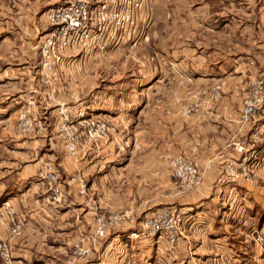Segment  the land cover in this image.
Segmentation results:
<instances>
[{"label":"rangeland","instance_id":"rangeland-1","mask_svg":"<svg viewBox=\"0 0 264 264\" xmlns=\"http://www.w3.org/2000/svg\"><path fill=\"white\" fill-rule=\"evenodd\" d=\"M24 1L20 6L15 4L14 12L19 11L14 13L16 22L4 13L5 8L0 9V28L9 24L17 27L18 24L26 30L20 31V42L25 40L36 46L30 60L41 80L37 41L47 27L46 11L61 0ZM259 4L257 32H246L245 29L243 33L234 28L197 30L187 26L182 30L180 26L178 36L177 27H173L177 23V5L170 0H140L135 15H132L133 36L130 39L111 48L90 51L74 48L61 56L50 85L54 98H44L49 85L42 80L46 89L42 97L35 98L33 112L42 128L30 133L16 129L21 137L44 136L45 141L37 142L34 148L10 145L2 152L21 160L44 157L40 167L35 169V176L27 179L32 184L42 183L40 186L36 184L35 195L31 198L32 204L42 208L35 215L38 216L36 223L41 225L39 230L44 232L63 211L72 222L69 229L50 233V238H38L30 245L21 240L17 245L12 237L30 228L13 211L0 213V264H95L98 261L97 264H118L110 260L112 254L120 259L121 264H189V240L194 234L187 236L191 235V229L186 225L198 217L190 216L185 220L172 246L160 239L162 244L155 250L153 243L148 244L150 249L146 248L147 244L129 249L128 241L123 240L129 230L139 227L144 215L165 206L183 208L190 213L201 210L200 215L204 214L210 227L216 228L219 234L220 225H225L226 236L234 247L243 241L249 243L248 252L251 253L252 246L254 253L259 252L255 237L264 232L252 233L251 227L252 223L254 226L260 223L264 229V94L251 114L245 115L243 110L248 100H253L249 95L255 81H264L263 0ZM197 5L191 4L190 7ZM223 7L229 9L226 4L216 1L211 6L209 4L208 10L221 12ZM195 8L198 12L207 10L202 3ZM189 31L200 43L205 41L206 51L202 48L193 53L173 51V43L179 45L178 38L185 39ZM191 55L195 61L191 68L173 66V61L180 59L183 63ZM75 61L78 68L80 66V73L84 70L85 74L94 77L89 80L81 100L67 103L57 96L54 85L58 86L56 79L60 76L70 75L71 68L68 67ZM205 63L210 65L203 67ZM26 101L20 103L18 111ZM41 103H49V109L55 112L44 122V118L38 115ZM63 108L70 110L69 113L82 109L85 117L92 115L103 119L109 126L108 139L87 138L78 131L76 151L69 152L63 142L64 126L60 112ZM124 123L127 127L129 123L133 126L125 129ZM109 141L113 142L112 148L99 146V156L108 159L100 162L97 173L99 165H91V157L97 155L92 149H96L94 145ZM177 155L194 165L196 178L192 183L171 171L168 161ZM80 156L87 159L89 168L84 165L83 170L75 164ZM46 162L63 190L64 199L59 203L50 198L52 189L49 186L53 183L40 177ZM68 162H74L73 166H64ZM72 176L76 178L71 179ZM77 177L85 183L82 191H79ZM67 180L73 183L69 184L73 185L69 193L65 184ZM9 199L0 201V204L5 201L12 209L16 201ZM82 210L90 211L87 213L90 228L85 225L80 228ZM99 214L105 219L117 214L120 220L107 227L105 234L91 244L95 217ZM124 221L123 224L129 222L130 226L116 230ZM16 222L20 226L13 231L11 227ZM112 239L114 242L103 250ZM183 239L188 241L183 242ZM80 244L89 246L88 256L72 259L76 246ZM181 246L187 254L180 251ZM139 250L148 253L146 261L137 258L141 255ZM217 254L222 255L228 264L237 263L232 260L236 256L232 257L228 252Z\"/></svg>","mask_w":264,"mask_h":264},{"label":"crops","instance_id":"crops-1","mask_svg":"<svg viewBox=\"0 0 264 264\" xmlns=\"http://www.w3.org/2000/svg\"><path fill=\"white\" fill-rule=\"evenodd\" d=\"M26 1L30 3V0ZM216 1L226 4L229 9L223 7L221 12L208 10L209 4L211 6ZM24 2V0H0V5H7L1 6L0 9L5 8L4 13H6L7 16L11 18V20H14V22H16L14 13H17L19 11L15 10L16 12H14L15 4H18V6H20L19 4ZM32 2H34V0H32ZM170 2H172L174 5H177V11H175V19H177V23L173 25V27H175V29L177 27L178 36H180V26L182 30H184V28L187 26L190 27V29L195 28L197 30L201 28H207L214 31H222L234 28L243 33L245 29L246 32H249L250 30L252 33L259 31L258 20L260 19V17L256 14V11L259 10L260 0H170ZM201 3L203 4V8L207 10L198 12L195 7H199ZM191 4L198 5L193 6L194 8H191ZM28 7H30V4L28 5ZM185 8L186 10H184ZM9 9H11L10 12L7 11ZM16 16L17 19H19V15ZM8 26H11V29H9ZM20 31L26 32V30L21 28V26L18 24L17 27L9 24L5 27L3 26L0 28V201L8 200L9 198V200L16 201V204L12 207V211L15 213V216L17 218L21 217L22 220H25V225L30 229L24 230L18 233V235L13 236L12 240L15 242V244L17 243V245H20V243L22 242L21 240H24L25 243L30 245L35 243L38 238H50L49 234L53 233L54 231L61 232L60 230L69 229V224L72 222V219L68 217L66 211H63L58 215V220L55 221L54 224H52L51 226H46V230L44 232H41L39 230V228H41V225L39 223H36V217L38 216L35 215H37L38 211H40V209L42 208L38 207L36 204H32L33 202L31 201L35 195V188L37 186L36 184H39L40 186V184L42 185V183L40 181L36 182V184H32V181L27 179L33 178L35 176V169L37 167H40L39 165H41V158L44 157L42 155L38 157H31L29 159L23 158L21 160V158L16 156H5L2 152L4 147H10V145L19 147L21 144L22 146H29L34 148V146H37V142L45 141L44 136L43 138L40 136H37L40 138L30 137V139L28 136L21 137V135L17 133L15 128L16 115L20 103L28 98L35 99L42 97L46 89V86L41 82L40 77L36 74V70L34 69L35 66L33 65L34 63H31L30 60L31 53L35 52L34 49L36 46L30 45L29 42L27 43L25 40H22L23 42H20ZM193 34L189 31L188 35L185 36V39L178 38L180 44L178 45L177 43L176 45V42H174L173 51L178 50V52L184 51L193 53L196 52L197 48H200L199 50H201L202 48L203 51H206V49H204V47H206L205 41L200 43V40L197 38V36L194 37ZM77 63L78 62L75 61L74 65H70L68 67L71 68L69 70L70 75L60 76L58 79H56L58 82V86L54 85L57 96L62 98L67 103L78 102L79 100H81L84 96L86 86L90 84L89 80L94 77V75H89V73L85 74L84 70L80 73V70H78L80 69V66L78 68ZM206 64L207 66L210 65V63H205L203 67H205ZM194 65L195 61L192 55L189 56V58L183 63L180 61V59L173 61V66L177 69H179V67L191 68ZM219 66L220 65H218V67ZM73 69L74 75L72 74ZM49 108V103H46L45 105L41 103L39 105L38 115L44 118L43 122L50 118V116L55 114L54 109ZM123 126L125 127V129H130L133 124L129 123V126L127 127L124 123ZM94 146H96V149L92 150H95L97 155H95V157H91V165H99L97 171V173H99V168L101 167L100 162L108 159L106 157L103 159L101 156H99V153L101 152L99 146H101L103 149H109L114 145L112 141H109L106 144L100 143ZM78 158L81 159V156ZM80 159H78V161L76 160L77 162L75 164H78V167L80 165L83 170L85 169L84 165H87V168H89L88 163H86L87 159L84 157H82L81 161ZM66 160L68 159L66 158ZM73 163L74 162H68L64 166H69V164L73 166ZM98 177L101 176L99 175ZM65 184L68 193L73 190V185H69L73 184L72 182L67 180ZM96 188L97 190L100 189L99 186H97ZM81 200L83 201V198H81ZM98 206L99 204L97 205V207ZM89 212L90 211L88 210H82L81 218L79 220L81 224L80 228H84V225L90 228L91 225H89L88 216ZM192 212L190 213L191 218L198 217V219H196L195 221H188L186 225L187 228L191 229V235L187 236H193L192 233L194 234L192 238L190 237L191 241L189 240V243H191L189 253L187 255V261L189 264H197L199 259L220 251L228 252L232 257L236 256L233 257L235 260H238L236 264H251L252 258L256 254L253 252V246L252 250H250L251 253L248 252L249 243L240 241L239 244L234 247L231 240L226 236V233L228 231L227 229H225V225H220L219 228H221V232L219 234L218 232H216V228L215 230L210 227V223L206 219L205 215H200L201 210H192ZM128 221L130 222V220ZM123 223H125V221L121 222L120 225L116 227V230L125 229L130 226V224L128 223ZM259 224L260 223H257L256 226H254V224L252 223V233L261 232L260 230L264 232V229L262 228L263 225ZM202 234L204 236H202ZM123 240L128 241L127 245L129 249L135 248L137 245V247H139L140 244L144 246L147 244L146 248L150 249L151 247H149L148 244L150 245L151 243H153V241L151 240H133L125 237H123ZM186 241H188V239H183V242ZM113 242V239L107 242L106 246L103 247V250H106L109 244H112ZM250 245H252V243ZM146 250H139V253L141 254L139 255V257H137L139 260H147L146 258L148 257L146 256H148V253L144 252ZM180 251L186 253L184 246L180 247ZM53 256L54 255H50V257ZM240 259L244 260V262H240ZM110 260L114 263L117 262L118 264H121L120 259L114 256V254H112Z\"/></svg>","mask_w":264,"mask_h":264},{"label":"built area","instance_id":"built-area-1","mask_svg":"<svg viewBox=\"0 0 264 264\" xmlns=\"http://www.w3.org/2000/svg\"><path fill=\"white\" fill-rule=\"evenodd\" d=\"M140 0H61L60 3L50 7L45 14L47 27L41 32L37 41L39 53V70L41 80L49 85L44 93V98L53 99V89L50 87L55 73V65L61 60L67 50L74 48L98 50L105 47L111 48L130 39L133 36L131 30L132 15L136 10ZM264 11V0H263ZM135 15V14H134ZM264 94V81L258 79L255 81L250 98L244 107V114H251L257 104V101ZM36 101L34 98H28L26 104L20 107L15 127L18 131L30 133L34 129L42 128L41 123L34 114ZM62 123L64 126V145L66 149L74 153L78 142V131H82L87 138L108 139L109 126L107 123L92 115L84 116L82 109L74 113L63 108L60 110ZM72 114V115H70ZM74 117V120L72 119ZM76 124H71L73 121ZM65 123V124H64ZM171 171L175 175H180L186 182H193L196 178V169L194 165L185 161L181 156L172 157L168 161ZM45 170L40 174L46 182L53 183L49 188L52 189L51 201L60 202L63 198V190L60 182L55 181L56 174L48 162L45 163ZM76 178L72 176L71 179ZM79 191L84 190L85 183L77 177ZM64 199V198H63ZM12 212V209L5 201L0 204V213ZM189 211L183 208H174L170 206L160 207L152 210L145 215L139 224V227L129 230L124 236L128 239L148 238L153 241L154 250L161 245L160 239L172 246L180 227L185 220L190 217ZM12 221V217H9ZM120 220V216L112 214L106 219L102 215L95 217L94 236L90 243L98 241L106 231V228L115 225ZM20 224L13 223L11 229H18ZM96 241V242H97ZM259 252L252 258L251 264H264V233H258L255 237ZM2 242L0 241V248ZM89 246L80 244L72 255V259H85L89 254ZM215 253L199 259L197 264H228L225 258ZM234 262H238L232 258ZM99 262V261H98ZM98 262H95L97 264Z\"/></svg>","mask_w":264,"mask_h":264}]
</instances>
